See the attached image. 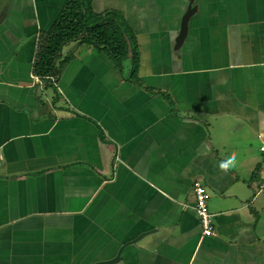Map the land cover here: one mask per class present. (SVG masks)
Listing matches in <instances>:
<instances>
[{"label": "crops", "instance_id": "0c3cea01", "mask_svg": "<svg viewBox=\"0 0 264 264\" xmlns=\"http://www.w3.org/2000/svg\"><path fill=\"white\" fill-rule=\"evenodd\" d=\"M69 1L0 0V264L104 262L148 232L117 264H264V0H196L179 49L188 0H91L135 38L139 82L78 41L46 82Z\"/></svg>", "mask_w": 264, "mask_h": 264}, {"label": "trees", "instance_id": "16d2710c", "mask_svg": "<svg viewBox=\"0 0 264 264\" xmlns=\"http://www.w3.org/2000/svg\"><path fill=\"white\" fill-rule=\"evenodd\" d=\"M90 5L91 0H70L51 32L43 35L36 63L37 76L48 82L58 75L63 47L78 41L106 51L119 68L131 58V78L139 82L137 45L124 20L117 12L98 14Z\"/></svg>", "mask_w": 264, "mask_h": 264}, {"label": "built area", "instance_id": "2783aa9c", "mask_svg": "<svg viewBox=\"0 0 264 264\" xmlns=\"http://www.w3.org/2000/svg\"><path fill=\"white\" fill-rule=\"evenodd\" d=\"M264 151V147H262ZM264 187V183L262 184ZM195 193V213L200 219L203 227V234L206 236L214 235V228L212 226V215L208 210V194L205 185L201 181H196L194 186Z\"/></svg>", "mask_w": 264, "mask_h": 264}, {"label": "water", "instance_id": "95a60500", "mask_svg": "<svg viewBox=\"0 0 264 264\" xmlns=\"http://www.w3.org/2000/svg\"><path fill=\"white\" fill-rule=\"evenodd\" d=\"M195 1L196 0H188L189 5L187 8V11L185 12L183 18H182V23H181V30H180V34L176 40V48L179 49L182 47L183 43L185 42L187 36H188V30H189V23L191 18L197 13L198 11V6L195 5ZM150 235V232L148 233H143L142 235H140L139 237H137L136 239H134L133 241L127 243L126 245H124L120 251L118 252L117 256L111 260L108 261H104V262H97L94 264H117L118 262H120L122 260V253L123 250L125 249V247L131 245V244H135L139 241H141L144 237Z\"/></svg>", "mask_w": 264, "mask_h": 264}, {"label": "clouds", "instance_id": "9594fccd", "mask_svg": "<svg viewBox=\"0 0 264 264\" xmlns=\"http://www.w3.org/2000/svg\"><path fill=\"white\" fill-rule=\"evenodd\" d=\"M234 160H235V156L233 155V157H231L228 162L222 163L220 167L222 169H227L230 165L234 166Z\"/></svg>", "mask_w": 264, "mask_h": 264}]
</instances>
